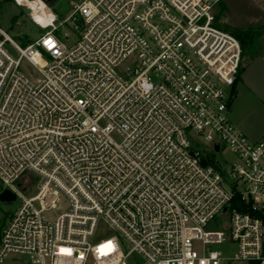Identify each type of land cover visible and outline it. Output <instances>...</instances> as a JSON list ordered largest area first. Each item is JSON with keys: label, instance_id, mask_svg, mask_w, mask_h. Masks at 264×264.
I'll return each mask as SVG.
<instances>
[{"label": "built area", "instance_id": "2783aa9c", "mask_svg": "<svg viewBox=\"0 0 264 264\" xmlns=\"http://www.w3.org/2000/svg\"><path fill=\"white\" fill-rule=\"evenodd\" d=\"M14 1L43 32L0 29V182L19 198L0 264H264V138L228 117L223 0H81L62 20ZM100 222L114 235L93 242Z\"/></svg>", "mask_w": 264, "mask_h": 264}, {"label": "rangeland", "instance_id": "374dc122", "mask_svg": "<svg viewBox=\"0 0 264 264\" xmlns=\"http://www.w3.org/2000/svg\"><path fill=\"white\" fill-rule=\"evenodd\" d=\"M45 1L62 20L81 0ZM214 14L215 24L233 35L241 47L239 65L230 89L228 117L235 128L249 140L258 141L264 138V0H223L215 6ZM0 29L20 44L21 37L32 40L43 32L31 22L29 15L17 6L14 0H0ZM63 41L69 43L67 40ZM5 46L15 54L9 44ZM199 145L202 148L207 147L202 141H199ZM215 157L228 172V162L233 160L229 150L223 149L216 153ZM3 189L4 186L0 182V191ZM18 201L19 198L0 202V227L15 210ZM66 206L65 197L60 196L57 208L46 212L45 216L54 218L62 213ZM112 235L114 231L100 222L91 240L96 242ZM194 246L199 247V243L194 242ZM214 248L223 252L231 250V246ZM15 257H9L3 264H15L12 262ZM17 264L30 263L22 258Z\"/></svg>", "mask_w": 264, "mask_h": 264}, {"label": "water", "instance_id": "95a60500", "mask_svg": "<svg viewBox=\"0 0 264 264\" xmlns=\"http://www.w3.org/2000/svg\"><path fill=\"white\" fill-rule=\"evenodd\" d=\"M23 11L25 13H28L29 10L28 8H24ZM215 150H217V147H215ZM15 200V194L13 192H11L10 190L8 189H3L0 191V202L1 201H14Z\"/></svg>", "mask_w": 264, "mask_h": 264}, {"label": "bare ground", "instance_id": "6f19581e", "mask_svg": "<svg viewBox=\"0 0 264 264\" xmlns=\"http://www.w3.org/2000/svg\"><path fill=\"white\" fill-rule=\"evenodd\" d=\"M33 5H35L36 7V10H42L41 13H39V15H41V17H45L47 15V12L49 11L48 8L42 3L41 0H35L33 2ZM37 14L36 11H35V16L37 17ZM38 15V20L42 19L40 18V16ZM42 22V20H40Z\"/></svg>", "mask_w": 264, "mask_h": 264}, {"label": "trees", "instance_id": "16d2710c", "mask_svg": "<svg viewBox=\"0 0 264 264\" xmlns=\"http://www.w3.org/2000/svg\"><path fill=\"white\" fill-rule=\"evenodd\" d=\"M1 38V37H0ZM30 40H28L27 38H25L24 36L23 37H21V44L22 45H25V44H27L28 42H29Z\"/></svg>", "mask_w": 264, "mask_h": 264}]
</instances>
